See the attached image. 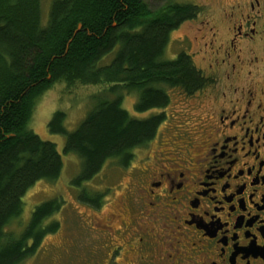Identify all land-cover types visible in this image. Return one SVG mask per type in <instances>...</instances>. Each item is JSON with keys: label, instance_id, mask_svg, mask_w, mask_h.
Instances as JSON below:
<instances>
[{"label": "trees", "instance_id": "obj_1", "mask_svg": "<svg viewBox=\"0 0 264 264\" xmlns=\"http://www.w3.org/2000/svg\"><path fill=\"white\" fill-rule=\"evenodd\" d=\"M152 1L159 7L144 0H52L44 21L41 0H0V264H24L59 229L56 221L46 224L62 208L52 199L36 206L20 235L6 231L21 217L29 190L63 172L56 144L29 127L37 101L54 84L103 86L77 130H67L60 111L48 124L51 134L65 137L63 154L81 160L72 183L79 188L109 161L129 165L134 151L154 140L166 119L164 113L132 117L122 107L125 94L136 93L135 110L146 113L167 109L172 89L193 95L204 85L190 57L164 59L171 34L202 8ZM79 200L101 204L85 192Z\"/></svg>", "mask_w": 264, "mask_h": 264}, {"label": "flooded vegetation", "instance_id": "obj_2", "mask_svg": "<svg viewBox=\"0 0 264 264\" xmlns=\"http://www.w3.org/2000/svg\"><path fill=\"white\" fill-rule=\"evenodd\" d=\"M200 7L180 27L210 7L196 38L203 61L194 64L205 82L188 95L209 91L207 109L185 147L152 157L156 136L135 150H148L138 169L135 151L129 165L116 162L130 178L118 224L94 223L104 236L103 264H264V0ZM165 110L148 112L167 119ZM106 194L95 193L101 204L90 203L93 211ZM115 239L122 244L111 251Z\"/></svg>", "mask_w": 264, "mask_h": 264}, {"label": "rangeland", "instance_id": "obj_3", "mask_svg": "<svg viewBox=\"0 0 264 264\" xmlns=\"http://www.w3.org/2000/svg\"><path fill=\"white\" fill-rule=\"evenodd\" d=\"M144 1L154 9L159 7L152 0ZM211 1L214 0H173L178 4L202 7L210 4ZM51 2L52 0H41L44 21L48 16ZM211 19L212 12L210 7H207V14L199 17L197 22L186 23L174 31L170 36L164 59L173 61L184 51H187L192 54L194 64L200 67L203 61V54L201 53L203 44L197 42L196 38L200 36L198 30L203 31L201 22L211 21ZM114 54L107 57L103 63L109 64ZM102 88L103 86L81 87L80 85L69 88L67 84L59 82L54 84L37 101L29 127L44 141L56 144L58 151L63 156L64 168L60 178L56 181H41L29 190L23 199L24 209L21 217L14 220L6 228V231L10 234L20 235L29 223L36 206L44 202L57 199L62 202V208L59 213L46 222V224L53 221L58 222V231L47 236L37 254L24 264H103L102 259L105 257V251L99 248L101 243H104V236H102L103 233L94 230L96 228L94 223L99 222L102 225L110 226V220L117 222L113 216L117 214L127 195L129 171L125 172L115 161H109L103 171L94 179L84 183L81 188L74 186L72 183L81 172V160L74 154H63L65 137L51 134L48 129V124L53 115L60 111L66 115L65 126L67 130L69 132L77 130L94 108ZM169 94L171 104L165 110L166 122L160 127L157 140L150 146L152 147L150 150L152 157L158 155L160 151L168 153L185 147L186 135L194 131L198 120L202 118L205 109H207L205 95L209 94V91L192 97L182 93L179 89L170 90ZM95 95L97 98H94ZM137 99L136 93L125 94L122 107L132 117L138 119H146L152 116L154 111L138 113L135 110L134 106ZM162 143L163 146H161ZM147 151H135L140 158L138 157L134 162L132 166L134 169L140 167V159L145 156ZM103 191H107V194L103 200L102 209L98 212L92 210L90 203L79 200L83 192L90 197L97 192L103 193ZM105 232L107 233L108 230ZM113 244L111 251L122 243L115 239ZM123 252L125 251L123 250Z\"/></svg>", "mask_w": 264, "mask_h": 264}]
</instances>
